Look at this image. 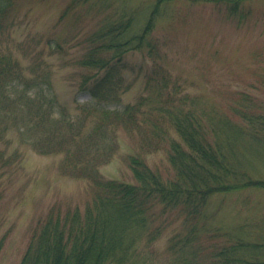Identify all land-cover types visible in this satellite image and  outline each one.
<instances>
[{
    "label": "rangeland",
    "instance_id": "374dc122",
    "mask_svg": "<svg viewBox=\"0 0 264 264\" xmlns=\"http://www.w3.org/2000/svg\"><path fill=\"white\" fill-rule=\"evenodd\" d=\"M154 3L14 0L10 27L0 33V57L9 55L19 64L25 79L42 82L67 112L80 114L78 107L87 105L96 95V86L106 73L90 63L96 62V56L88 55L100 43L98 32L131 19L135 22L130 33H142ZM250 8V14L240 19L204 0H170L160 6L153 27L138 49L119 60L113 51L98 50V58L112 63L118 60L120 66L110 92L114 101L108 108L135 105L133 115L139 126L130 130L119 124L110 130L114 152L98 168L102 179L136 184L129 167L132 156L141 157L163 179L170 177L173 170L167 141L182 142L170 128L169 112L179 108L196 112L209 126L210 122L219 124L224 114L232 118L231 107L239 103L264 105V0H252ZM98 90L107 92V88ZM172 96L178 101H172ZM159 116L164 120L159 127L169 130L166 141L157 151L144 153L140 135L152 139ZM7 120L0 124V264H19L33 229L48 211L56 207L61 213L74 209L82 212L91 201L94 186L86 179L62 174L61 155L39 154L20 139L17 125ZM95 125L96 116L89 118L88 129ZM251 165L255 176L263 179L264 158L251 157ZM150 212L153 222L149 232L155 238L142 252L146 262L140 264L179 263L185 254L172 252L169 245L184 242L192 225H197L201 242L208 247L200 252L201 258H193V264L208 260L209 246H220L225 232L246 234L253 240L264 238L263 189L211 196L196 224L193 215L180 207L158 203ZM188 253L186 259L191 258Z\"/></svg>",
    "mask_w": 264,
    "mask_h": 264
},
{
    "label": "trees",
    "instance_id": "16d2710c",
    "mask_svg": "<svg viewBox=\"0 0 264 264\" xmlns=\"http://www.w3.org/2000/svg\"><path fill=\"white\" fill-rule=\"evenodd\" d=\"M204 1L224 7L230 17L244 19L250 14L252 0ZM167 2L170 0H155L140 34L130 33L129 28L135 22L131 19L98 32L100 43L88 55L96 56V62L90 63L106 73L96 86V95H92L87 105L78 107L77 115L72 116L60 106L42 82L25 79L19 64L9 55L0 57V124L4 119L13 121L20 130V139L39 154L62 156V174L86 179L94 186L91 201L82 212L74 209L61 213L56 207L48 211L33 229L19 264H140L146 262L142 252L155 238L149 232L153 222L150 210L154 205L180 207L190 217L194 216L196 224L211 196L246 189L264 190V178H257L251 165V157L264 158V105L250 107L246 103L231 107L232 118L238 117L237 121L224 114L219 124L210 122L209 126L196 112L181 108L169 112L170 128L182 142L167 141L168 162L173 170L170 177L163 179L139 156L129 158L136 184L104 180L100 176L99 166L114 152L110 130L119 124L132 130L138 120L133 115L135 105L108 108L114 101L110 92L114 90V75L120 69L118 60L141 46L160 6ZM14 11V0H0V33L10 27ZM99 49L113 51L118 60L112 63L98 58ZM100 87L107 88V92H97ZM95 116L96 125L88 129L89 118ZM160 118L163 117L155 120L156 134L152 139L140 135V149L144 153L157 151L166 141L169 130L159 127L164 121ZM261 222L264 226V217ZM245 235L225 232L220 246H209L208 260L202 264H264V238L253 240ZM177 244L180 245L176 250ZM205 247L200 230L192 225L184 242L169 245V250L174 249L172 252L185 254L184 259L173 264H193V258H201L199 254L208 248ZM188 251L190 259H186Z\"/></svg>",
    "mask_w": 264,
    "mask_h": 264
}]
</instances>
